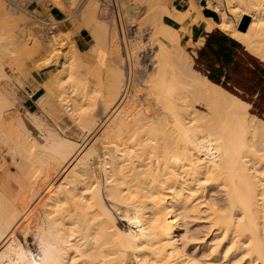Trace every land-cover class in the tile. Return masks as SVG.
I'll use <instances>...</instances> for the list:
<instances>
[{"label":"bare ground","instance_id":"6f19581e","mask_svg":"<svg viewBox=\"0 0 264 264\" xmlns=\"http://www.w3.org/2000/svg\"><path fill=\"white\" fill-rule=\"evenodd\" d=\"M5 1L4 32L17 25L14 35L28 33L32 24L27 28L24 17L19 24L20 9ZM67 1H83L75 18L90 40L66 68L72 95L62 97L86 134L82 144L38 123L39 135L29 132L2 63V51L15 48L0 37V142L18 167L0 178V264H234L238 255L264 264V120L193 67L180 29L164 19L201 20L206 32L217 26L264 62V0ZM116 16L134 22L136 36L147 33L127 40V58L119 53ZM31 37L29 45L42 44L39 33ZM13 38L15 45L26 41ZM139 41L156 48L146 79ZM17 52L7 66L23 79L29 70ZM86 97H95L86 101L105 116L98 109L84 114ZM116 215L127 226H118ZM17 229L33 237L37 251L24 248ZM208 233L209 243L202 240ZM234 251V262L225 263Z\"/></svg>","mask_w":264,"mask_h":264},{"label":"rangeland","instance_id":"374dc122","mask_svg":"<svg viewBox=\"0 0 264 264\" xmlns=\"http://www.w3.org/2000/svg\"><path fill=\"white\" fill-rule=\"evenodd\" d=\"M4 1L5 0H3V2ZM47 1L48 0H41L38 2H35L32 0H6L5 1L9 5L14 6L17 9L18 8L20 9L18 13L20 15L19 18L21 20L18 19V21H17L19 24L25 18L23 20V22H25V24H28L27 28H29L28 26H31L30 24H32V26L29 29H27L30 36L28 33H24L23 35L15 34L17 38H20V36H21L20 39H23L25 37L24 40H26L25 42H21L18 45H17L18 42L16 40L17 46L14 43L15 41H13V39H14L13 37L15 36L14 31H16L19 27L16 25V27L14 29H12L11 32L6 31L7 32L6 33V32H4L5 30L2 29V26H0V31H3L4 34L6 33L5 36H7V37H5V39H4V35L0 36L1 38H3V41L5 40L4 42L7 44V46H8L7 48H13V49L15 48L14 52L12 50L13 53H11V52L5 53V51L4 52L2 51V54L4 56L6 54H8L5 57L3 56L4 62L2 60V63H3L4 68L6 66V68L4 70L7 71L8 75H9L8 78H10V80L14 86L13 87V90H14L13 91V97H12L13 107L18 112V114L21 116V118L24 121V123L26 124L29 132L33 136H37V134L39 135V131H38L39 127L36 128V126H39L41 124L40 127L45 126V129L47 128V129H50L54 132L58 131L57 133L59 135H62L65 138H68V139H71L75 142H78V144H82L86 138V136H85L86 134H85V132L81 131V129H79V127L77 125V120L75 119V116H74L75 121L73 122L72 121L73 117L68 116L69 113L65 112V107H63V101H65V100H63L62 97L66 96V95H72V92L70 93V91L68 90L69 88H67V82L66 81H67L69 76H68V73H66V68H68L70 64L72 65L74 60H77L76 57L80 56L79 55L80 50L82 51V49L85 46H86V48L89 46L88 44H89L90 40L88 37L89 35L87 33L88 30L86 27H85V30H83L84 29L83 27L78 26V20L76 19L77 13H78V12L76 13V10H78V8H80L82 6L81 4H83V1H79L78 4H76L77 6L74 5L73 3H70L67 0H66V2H68V3H66L65 0L64 1L62 0V2L60 0H56V3H54L55 0H52L53 4L51 3V6H50V4L47 3ZM59 1L61 3L64 2L63 5L62 4L59 5V3H60ZM100 1H102V0H100ZM170 2L176 3L180 6H185V5H187L188 0H170ZM65 3H66V5H65ZM202 3L205 4V1H203ZM45 4H47L49 6V8ZM33 9H37V12H33L32 11ZM71 9L74 11V12L72 11L73 13H71ZM25 10L28 11L27 13H29V14H27ZM30 11L34 15L30 14ZM202 13L203 14H209L210 12H209V9H202ZM27 17H28V19H27ZM118 17L116 16V18H115L116 26L119 23L120 19L121 20L124 19L122 16H120V18H118ZM43 18H44V20H43ZM216 18H217V16H216ZM164 19H165V21L172 24L174 27H177L178 30L180 29L179 31L181 33L180 35H181L182 46L188 52H190L191 58H193L192 59L193 67L196 70H198L201 74H204L205 76H207V67L198 57L197 47L199 44H195L196 41L197 42L199 41V40H197V38H198L197 36H199L200 32L203 31V29H204L202 21L197 20L194 23L189 22L188 24H186L185 20H181L180 21L181 23H180L177 18L171 19L169 17H164ZM121 20H120V23L118 25L119 26L118 29L119 28H121V29H119L117 34H116V41H117V45L119 48L120 55H122V57L127 58L128 54H127V43L126 42L129 38H131V37L133 38L134 36H136L135 33L137 32V30H136L135 26H137V25L134 26V24H135L134 22L133 23H131V22L125 23L124 20H123L124 22ZM244 22H245V20H244ZM33 25L39 26L42 30H44L47 27L46 31L44 30L46 33L44 31H41L40 28H39L40 30L38 31V29H37L38 27L33 28L34 27ZM41 25H44V26L41 27ZM123 26L125 28L124 30L122 29ZM133 26L135 28V32L133 31L134 30ZM31 28H33V29H32V32L30 33L29 30H31ZM216 28H214L213 30L222 32ZM35 29L38 32L37 31L35 32L34 31ZM197 29H198V31H197L196 35L191 34V31L193 33ZM41 32H43V33L40 34ZM145 32H143L144 34L142 33L141 35H137L135 37V39L137 40L138 37L140 36V38H142V39L139 38L138 40H145L146 35H147V33H145ZM37 33H39V35H42V38H40L42 44H38V46L37 45L32 46L30 44L31 45L30 46L28 43H30V41L33 37V36L31 37V34L36 36ZM222 33H224V32H222ZM224 34L227 35L226 33H224ZM227 36H229V35H227ZM47 39H48V41H47ZM50 39H52V41ZM23 43H25V45L27 44L26 46L28 48L31 47L30 48L31 50L24 48V50L22 52L21 45H23ZM141 45L142 44H140V41H139L138 46H141ZM239 45L240 46L235 47L231 52L232 61L223 66L222 72L225 76L220 78L219 84H221L225 89L234 93L235 95H237L241 99L249 102L250 103V107H249L250 113H252V114H254V115H256V116H258L264 120V63L261 62L260 60H258L256 57H254L250 53H248L243 48V46L241 44H239ZM16 47H20V48L18 49ZM144 47L147 49H145ZM144 47H142V46L140 48L138 47V49L140 50V53H141L139 59H140L141 65H142V68L140 71V78H142V79H146V75L151 71L152 63L150 61V59H151L150 56H152L151 54L156 49L155 47H152V49L148 48L149 47L148 45H145ZM32 48H34V49L32 50ZM17 49L19 50V53H22L24 61H25L26 65L28 66L27 68L29 70V74H27L26 77L23 79L20 78L17 74L14 75L13 71L7 66V65H9L8 61L11 59L12 54L14 56V53H15V56H16ZM144 49H145V51H143ZM192 49L195 51L194 53L191 52ZM6 51H9V49ZM19 53L17 52V54H19ZM7 57L10 59H8ZM70 61H72V62H70ZM74 62H76V61H74ZM147 62H149L151 64H148ZM16 77L20 78L22 83L18 84L16 81ZM1 84H3V81L1 82ZM38 87H41V88L34 95L33 91L35 89H37ZM73 88H75V90L78 91V89H76L77 87L74 86ZM32 93H33V95H32V97H30V95ZM39 95H42V97L45 95V98L44 97L40 98ZM88 98H90V97H86V99L84 101L86 105L83 106L84 108H86V107L88 108L86 113H85L86 110H84V108L82 107L84 114H88L89 112L91 113V110H92L91 105L88 104V101L90 103L91 100H89ZM94 98L92 97L90 99H94ZM87 99H88V101H86ZM92 101L96 102V98ZM90 104H94V103L91 102ZM96 105L93 107L94 111L93 110L92 111L96 112V109H98V111H99L98 113H100L102 111V109L96 108L97 107ZM66 110H67V108H66ZM30 113L33 114L34 116L33 115L30 116L31 115ZM102 115H103V112H101L99 116H102ZM103 116H105V115H103ZM32 117L34 118V120H32L33 119ZM35 117H36V119H35ZM37 118H38V120H37ZM35 120H37V122ZM34 122H36V123H34ZM106 124L107 123H103L101 125V127L96 129L95 134L98 135L100 133L99 131H101L102 128L104 126H106ZM100 128H101V130H100ZM97 131H98V133H97ZM0 143H1V146H0V178L2 177V175L4 176V174L5 175L10 174V173H12L13 175L17 174V168L18 167L16 166V168H13L14 167V161H12L13 159L11 160L12 157H11L10 153L7 152V147L4 146V143L3 144H2V142H0ZM2 146L4 148H2ZM1 160L2 161L4 160V161L2 162ZM11 161L13 163H11ZM6 167H7V169H6ZM14 169H16V170H14ZM6 170H8L9 173ZM13 170H14V172H13ZM18 171H19V169H18ZM61 175H62L61 176V178H62L65 175V173L64 174L62 173ZM116 217H117V215H116ZM116 221L118 222V226H120L122 228L124 226H127L125 224V222L118 219V217H117ZM201 221H203V220H201ZM201 221H198L195 219L193 222H201ZM193 222H191V224H190V226H192L193 224L196 225V227H195V225H193L192 226L193 228L195 227V229H196V228L201 227L200 225H199V227H197L198 226L197 223H193ZM202 225L203 226L200 229H205L204 224H202ZM17 230L14 231V236L16 235L15 237L20 241V243L24 246V248H28L31 251H35V248H36V251H37L38 247H37L33 237L31 235L26 236V237L21 236L22 234L20 233L19 230L18 231ZM204 232H206V231H204ZM18 233H20L21 235ZM209 236H210V233H208L207 236H205L202 240H205V241L207 240L206 241L207 243L211 242V238ZM224 244L225 243L222 241L220 248L224 247ZM235 253H233L231 256H228V259L226 257L225 263H227L228 260H230L229 263H231V260L233 263L234 262L233 259L237 256V252H235ZM231 258H233V259H231ZM238 258H240V261L237 260ZM235 259H236V262H234V264H247L248 263L246 258L241 259V257H239V255ZM129 261H127L126 264H136L134 260H133V262H131V260H129Z\"/></svg>","mask_w":264,"mask_h":264},{"label":"trees","instance_id":"16d2710c","mask_svg":"<svg viewBox=\"0 0 264 264\" xmlns=\"http://www.w3.org/2000/svg\"><path fill=\"white\" fill-rule=\"evenodd\" d=\"M239 44L238 41L222 32L213 30L211 33H208L204 48L208 49L209 52L214 55L216 62L219 64L217 67L210 65V67L207 68V77L209 80L219 84L220 78L223 74L221 71V64H228L232 61L231 52L235 47L240 46ZM202 50H200V54L198 52L199 57H201Z\"/></svg>","mask_w":264,"mask_h":264},{"label":"crops","instance_id":"0c3cea01","mask_svg":"<svg viewBox=\"0 0 264 264\" xmlns=\"http://www.w3.org/2000/svg\"><path fill=\"white\" fill-rule=\"evenodd\" d=\"M217 27V26H216ZM215 26L212 28V30L211 31H209V32H206L205 31V29H203V31H201L200 32V35L199 36H197L198 38H197V40H200L201 42H203V43H201L198 47H197V53L199 52V54H200V50H202L201 51V57H199V54H198V57H199V59L206 65V67L207 68H209L210 67V65H213L214 67H217L219 64H218V62H216V60H215V57H214V55L213 54H211L210 52H209V50L208 49H206V48H204V44H205V41H206V38L208 37V33H211L212 31H213V29L214 28H216ZM216 29H219L220 31H222L219 27H217ZM197 31H198V29L196 30V31H194L193 33H192V31H191V34H193V35H196L197 34ZM223 32V31H222ZM232 38V37H231ZM234 39V38H233ZM234 40H236V39H234ZM196 41V40H195ZM237 41V40H236ZM240 43V42H239ZM241 44V43H240ZM242 45V44H241ZM243 46V45H242ZM79 47V46H78ZM243 48L245 49V47L243 46ZM246 50V49H245ZM247 51V50H246ZM195 51L193 50V53H194ZM248 52V51H247ZM248 53H250V52H248ZM251 54V53H250ZM251 55H253V54H251ZM254 57H256L255 55H253ZM258 60H260L258 57H256ZM261 61V60H260ZM261 62H263V61H261ZM213 63V64H212ZM264 63V62H263ZM225 65V63H222L221 64V71H222V69H223V66ZM223 73V72H222ZM207 77V76H206ZM221 77H224V75L222 74V76ZM208 78V77H207ZM209 79V78H208ZM211 81V80H210ZM215 83V82H214ZM41 87H38L37 89H35L34 91H33V93L35 94L39 89H40ZM33 100V99H32Z\"/></svg>","mask_w":264,"mask_h":264},{"label":"built area","instance_id":"2783aa9c","mask_svg":"<svg viewBox=\"0 0 264 264\" xmlns=\"http://www.w3.org/2000/svg\"><path fill=\"white\" fill-rule=\"evenodd\" d=\"M33 93L30 95V97H32Z\"/></svg>","mask_w":264,"mask_h":264},{"label":"water","instance_id":"95a60500","mask_svg":"<svg viewBox=\"0 0 264 264\" xmlns=\"http://www.w3.org/2000/svg\"><path fill=\"white\" fill-rule=\"evenodd\" d=\"M244 23H245V22H244ZM244 23H243V24H244Z\"/></svg>","mask_w":264,"mask_h":264}]
</instances>
